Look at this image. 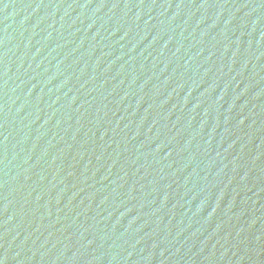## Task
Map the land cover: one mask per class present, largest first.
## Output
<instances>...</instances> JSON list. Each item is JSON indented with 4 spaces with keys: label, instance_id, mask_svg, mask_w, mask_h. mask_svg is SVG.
<instances>
[{
    "label": "water",
    "instance_id": "water-1",
    "mask_svg": "<svg viewBox=\"0 0 264 264\" xmlns=\"http://www.w3.org/2000/svg\"><path fill=\"white\" fill-rule=\"evenodd\" d=\"M0 264H264V0H0Z\"/></svg>",
    "mask_w": 264,
    "mask_h": 264
}]
</instances>
